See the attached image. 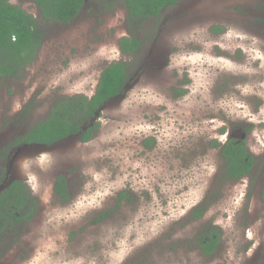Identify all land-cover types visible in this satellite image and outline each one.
Returning <instances> with one entry per match:
<instances>
[{
	"label": "rangeland",
	"instance_id": "1",
	"mask_svg": "<svg viewBox=\"0 0 264 264\" xmlns=\"http://www.w3.org/2000/svg\"><path fill=\"white\" fill-rule=\"evenodd\" d=\"M12 2L41 19L34 3ZM90 10L42 23L47 38L24 76L0 77V188L21 180L38 206L0 264H263L264 0H180L150 26L156 38L92 140L11 148L57 98L93 96L108 64L132 59L119 44L123 4ZM232 135L255 157L234 181L214 145ZM205 223L222 232L211 256L191 241Z\"/></svg>",
	"mask_w": 264,
	"mask_h": 264
},
{
	"label": "trees",
	"instance_id": "2",
	"mask_svg": "<svg viewBox=\"0 0 264 264\" xmlns=\"http://www.w3.org/2000/svg\"><path fill=\"white\" fill-rule=\"evenodd\" d=\"M20 1L34 3L41 19L21 4L12 0H0V77L21 79L24 76L27 66L37 57L47 38V30L43 24L69 23L83 10L91 11L95 5L102 10L115 9L119 4L126 8L128 34L119 40V44L121 52L132 59L108 64L101 72L93 96L79 94L57 98L48 114L30 124L22 135L15 138L11 148L28 145L49 146L79 133L82 142L92 140L100 126L96 119H99L110 100L124 93L129 80L138 72L134 59L142 60L147 47L146 40L153 41L156 38V29L150 26L165 20V11L175 7L180 0ZM211 29L221 32L225 27L216 24ZM214 145L220 147L226 179L238 180L253 171L255 157L250 153L244 138L232 135L224 144L221 145L215 140ZM54 188L64 200L70 198L68 179L65 176L56 178ZM37 207L36 198L21 180H13L7 188H0V256L4 245L13 246L19 241L24 225L34 218ZM207 209L206 202L200 203L193 209V219L201 218ZM100 217L102 218L96 222L106 216ZM221 236L219 226L205 223L191 241L204 255L211 256L218 251Z\"/></svg>",
	"mask_w": 264,
	"mask_h": 264
},
{
	"label": "water",
	"instance_id": "3",
	"mask_svg": "<svg viewBox=\"0 0 264 264\" xmlns=\"http://www.w3.org/2000/svg\"><path fill=\"white\" fill-rule=\"evenodd\" d=\"M107 105V104H106Z\"/></svg>",
	"mask_w": 264,
	"mask_h": 264
}]
</instances>
